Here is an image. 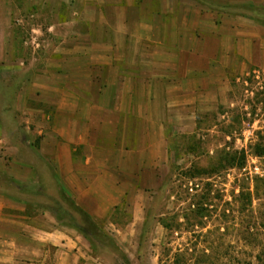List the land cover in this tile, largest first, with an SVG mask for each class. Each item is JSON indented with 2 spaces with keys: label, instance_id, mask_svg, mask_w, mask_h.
I'll return each mask as SVG.
<instances>
[{
  "label": "crops",
  "instance_id": "0c3cea01",
  "mask_svg": "<svg viewBox=\"0 0 264 264\" xmlns=\"http://www.w3.org/2000/svg\"><path fill=\"white\" fill-rule=\"evenodd\" d=\"M263 12L264 0H0V168L31 182L18 156L30 147L95 220L142 194L127 229L141 240L169 131L195 133L264 72ZM91 254L79 229L0 191V264H98Z\"/></svg>",
  "mask_w": 264,
  "mask_h": 264
},
{
  "label": "rangeland",
  "instance_id": "374dc122",
  "mask_svg": "<svg viewBox=\"0 0 264 264\" xmlns=\"http://www.w3.org/2000/svg\"><path fill=\"white\" fill-rule=\"evenodd\" d=\"M233 87L226 106L198 116L195 133L169 131L173 162L147 194L141 240L138 226L127 229L143 219L142 194L134 198L137 208L128 209L125 200L94 222L79 213L30 147L16 144L38 176L31 174L29 183L17 177L24 182L17 185L0 168V191L26 202L29 215L47 212L79 229L91 240L98 264H264V177L251 172L264 169L258 154L264 145V72L253 68Z\"/></svg>",
  "mask_w": 264,
  "mask_h": 264
},
{
  "label": "trees",
  "instance_id": "16d2710c",
  "mask_svg": "<svg viewBox=\"0 0 264 264\" xmlns=\"http://www.w3.org/2000/svg\"><path fill=\"white\" fill-rule=\"evenodd\" d=\"M258 154L260 155V156H262V157H264V145H261V146H259L258 147ZM76 207V206H75ZM76 209L79 211V213H81L82 215H84V216H86V217H89L90 219H92V221H94L95 222V220L93 219V218H91V216L89 215V214H87L84 210H82V209H80V208H78V207H76ZM60 221H62V220H64L63 218H58ZM84 235V234H83ZM85 236V235H84ZM89 241H90V243H91V240L87 237V236H85Z\"/></svg>",
  "mask_w": 264,
  "mask_h": 264
},
{
  "label": "built area",
  "instance_id": "2783aa9c",
  "mask_svg": "<svg viewBox=\"0 0 264 264\" xmlns=\"http://www.w3.org/2000/svg\"><path fill=\"white\" fill-rule=\"evenodd\" d=\"M251 172L254 173V175H257L259 177H264V169L259 166H254Z\"/></svg>",
  "mask_w": 264,
  "mask_h": 264
}]
</instances>
